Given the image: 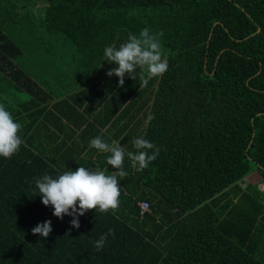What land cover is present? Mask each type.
<instances>
[{"label": "trees", "instance_id": "obj_1", "mask_svg": "<svg viewBox=\"0 0 264 264\" xmlns=\"http://www.w3.org/2000/svg\"><path fill=\"white\" fill-rule=\"evenodd\" d=\"M43 2V30L71 41L80 69L75 89L54 95L17 63L23 50L0 25V104L23 140L0 157V264H264V185L250 180L264 182V0ZM145 27L162 33L168 70L140 86L137 68L120 86L104 48ZM8 84L29 101H9ZM96 136L126 152L143 137L160 151L140 171L125 156L119 207L88 210L77 229L35 182L88 165L111 175L110 153L82 157ZM47 220L49 236L33 235Z\"/></svg>", "mask_w": 264, "mask_h": 264}, {"label": "clouds", "instance_id": "obj_2", "mask_svg": "<svg viewBox=\"0 0 264 264\" xmlns=\"http://www.w3.org/2000/svg\"><path fill=\"white\" fill-rule=\"evenodd\" d=\"M162 33H152L148 27L142 29L138 35L129 34L125 43L117 48L115 45L104 48V60L109 64L117 65L106 74L119 78V85H124L125 74L135 80L136 70L139 68L140 86H147L150 79L162 76L168 70V60L160 43ZM153 117L149 116L150 121ZM21 125L14 121L11 113L0 104V157L11 158L23 143L18 135ZM136 151H127L119 142H105L101 136L92 138L89 148L110 153L107 164L114 170L111 175L98 168H85L80 166L75 171L67 170L56 178L45 174L36 180L41 202L51 205L53 215L63 218L64 215L72 217L70 221L73 228H79V216L88 210L99 209L100 212L116 210L119 207L120 187L118 177L128 175L124 169L125 156L131 161V167L137 171L149 166L159 155V148L143 137H136L131 141ZM151 154H149L150 150ZM51 220L37 224L31 229L33 235L47 238L52 232ZM112 234L102 235L95 241L97 250H100Z\"/></svg>", "mask_w": 264, "mask_h": 264}, {"label": "rangeland", "instance_id": "obj_3", "mask_svg": "<svg viewBox=\"0 0 264 264\" xmlns=\"http://www.w3.org/2000/svg\"><path fill=\"white\" fill-rule=\"evenodd\" d=\"M43 5V0H0V25L23 50L17 63L48 91L62 95L75 89L73 80L80 69V54L71 41L61 34L51 36L45 33L39 22L45 8ZM25 10H29L27 17L23 12ZM14 13L18 15L19 24L9 21ZM8 85L3 95L14 105L29 101L28 94ZM251 179L260 189L264 185V182L261 184L255 180V176H251Z\"/></svg>", "mask_w": 264, "mask_h": 264}, {"label": "crops", "instance_id": "obj_4", "mask_svg": "<svg viewBox=\"0 0 264 264\" xmlns=\"http://www.w3.org/2000/svg\"><path fill=\"white\" fill-rule=\"evenodd\" d=\"M105 128V127H104ZM76 130V132H69V136L71 135V136H73V138H72V140H69V138H68V136H67V134H66V139L65 140H67V141H69L70 142V145L74 142V141H76V139H77V137L80 135V131L79 130H77V129H75ZM103 131H105V129H102ZM107 133V132H106ZM63 138H65V135H63L62 136ZM91 148H87V150L85 151V154H83L82 155V157L83 158H85V161H86V159L88 160V158L89 159H91L92 160V158H90V156L87 154L88 153V150H90ZM85 168H92V166H90V165H88L87 167L86 166H84Z\"/></svg>", "mask_w": 264, "mask_h": 264}, {"label": "built area", "instance_id": "obj_5", "mask_svg": "<svg viewBox=\"0 0 264 264\" xmlns=\"http://www.w3.org/2000/svg\"><path fill=\"white\" fill-rule=\"evenodd\" d=\"M140 207L142 209V212L144 213V212L149 210L150 205L148 202H142V203H140Z\"/></svg>", "mask_w": 264, "mask_h": 264}, {"label": "water", "instance_id": "obj_6", "mask_svg": "<svg viewBox=\"0 0 264 264\" xmlns=\"http://www.w3.org/2000/svg\"><path fill=\"white\" fill-rule=\"evenodd\" d=\"M258 31H260V30H258Z\"/></svg>", "mask_w": 264, "mask_h": 264}]
</instances>
